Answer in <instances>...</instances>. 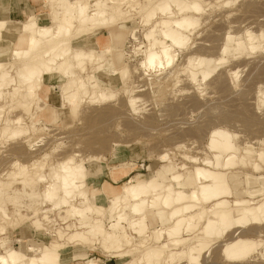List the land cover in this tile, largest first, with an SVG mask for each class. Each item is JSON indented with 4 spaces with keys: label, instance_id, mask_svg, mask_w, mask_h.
Returning a JSON list of instances; mask_svg holds the SVG:
<instances>
[{
    "label": "bare ground",
    "instance_id": "1",
    "mask_svg": "<svg viewBox=\"0 0 264 264\" xmlns=\"http://www.w3.org/2000/svg\"><path fill=\"white\" fill-rule=\"evenodd\" d=\"M45 1L48 6H53V11L46 21H42L38 15L29 17L23 23L0 21V100L7 97L10 99V105L12 104L10 107L12 112L13 109L19 108L23 113L29 114V122L24 119L26 114L24 116L18 114L21 117L16 118L10 116L1 118L6 108L0 106V138L3 141L30 135L39 129H36L39 115L44 112L45 107L47 108L40 95L42 83L52 74L65 80L57 87L61 96L60 109L68 108L74 117L78 115L79 107L84 100L88 102L97 99L105 102L113 99L118 81L123 87L122 92L128 94L130 108L137 113V104L142 100L135 96V88L133 91L127 86L133 69L129 64L117 68V64L122 60L121 53L117 52L111 55L112 58L106 59L108 57L106 54L112 53L113 37L109 33L107 36L100 35L105 27L119 24L121 28H125L131 19L133 20L130 12L122 8V4L126 3L129 8L136 11L143 24L148 27L144 34L147 43L144 46V60L139 62L140 69L145 74L155 72L160 75L173 67L177 50L182 51L188 47L198 27L194 17L202 15L207 8L212 7L211 4V7L207 4L211 0ZM213 1L220 3L224 0ZM227 1L225 5L228 7L234 0ZM250 6L254 5L250 4L246 8L250 9ZM133 33L132 37L136 40V32ZM8 34H15L11 42L13 47L10 46V50L4 51L3 43L7 42L5 38ZM228 36L230 45L225 47L226 53L228 51L253 53L264 49L263 33L257 35L247 31L246 39L242 37L234 39L231 33ZM84 37L88 42L77 45L78 42L75 41ZM217 48L213 47L215 50ZM5 52L9 53L8 57ZM12 63H19L16 70L18 81L11 76V71L16 66ZM86 63L96 65V69L95 66L93 68L97 70V75H81L87 69ZM216 63L224 64L226 59H219ZM9 65L11 66L8 67ZM212 65L214 63L209 67ZM211 68L207 67L205 58L197 60L190 57L186 68L181 72H188L189 80L198 85L197 87H201L217 71ZM257 71L259 75V70ZM260 72L264 74V67ZM232 75L235 76V80L238 78L237 73ZM215 84L214 86L221 89L225 86L221 75L215 80ZM10 87L14 88L6 91ZM259 97L261 104H264V89H260ZM231 116L233 118L234 115ZM249 119L247 118L246 122H249ZM53 122H57V119ZM237 137L223 128L213 129L208 148L215 153L210 157L205 155L206 157L200 160L184 153L182 159L194 164L193 171L186 175L175 173L176 168L168 161L169 155L164 154L159 158L166 166H163L156 176L142 181L130 179L131 181L129 180L120 191H112L109 185L100 190L94 189L93 198L96 199L98 193L102 194L106 197L109 207L99 205L91 198L86 183L88 177L86 162L100 161L98 157L83 158L82 154L77 155L73 152L71 156H65L66 158L57 164H50L49 175L42 173L45 164L38 163L39 160L30 166L31 171L29 166L26 167L19 161L12 162L11 166L16 173L13 172L15 174L9 176L10 182H0V235L5 234L7 227L16 228L21 222L31 219L23 216L20 211L17 213L18 219L13 221L8 212L6 207L8 204L13 207L19 206L20 193H25L28 199L30 198V204H24L25 208L32 211V217L42 213L43 218L50 223L52 222L50 220L52 218H49L50 212L64 210L59 218L63 225L67 226L57 229V238L49 243L31 240L27 253L9 246L7 239L0 240V249L4 251L0 254V264H62V253L72 244L93 247L99 244L105 252L115 253L118 258L140 253V256L126 264H175L183 261L184 264H198L213 245L228 237L222 250L225 258L233 262L250 260L260 249H264L262 231L264 229L261 227L264 225V175L260 177L254 175L264 171V149L255 151L249 144L241 147L237 143ZM122 148L116 145L115 158H119L118 154ZM46 157L48 154L44 156ZM241 167H250L253 173L250 174L249 170L237 171ZM185 168L187 167L183 165L182 169ZM40 183H46L42 195L36 193V187ZM16 184L22 188L15 187ZM45 203L51 204L52 208L40 210L38 205ZM122 206L123 210L116 214L115 211ZM69 219L77 222L68 225ZM150 220L152 224L158 223L162 228L151 229ZM123 223L127 224L128 228L124 227ZM32 224L36 230H41L40 220ZM249 226L255 238H247L248 236L242 232ZM196 232L199 233L193 235ZM238 233L240 234L237 236ZM135 236L141 239L139 244L135 242ZM263 255L261 257L264 258ZM87 264L99 263L89 260Z\"/></svg>",
    "mask_w": 264,
    "mask_h": 264
},
{
    "label": "rangeland",
    "instance_id": "2",
    "mask_svg": "<svg viewBox=\"0 0 264 264\" xmlns=\"http://www.w3.org/2000/svg\"><path fill=\"white\" fill-rule=\"evenodd\" d=\"M226 1L224 0V3H216V1L211 0L207 3L212 5V7L210 5L211 9L207 8L205 13L194 17L198 27L192 35L188 47L182 51L177 50L173 67L163 75L155 72L145 74L140 69L139 62L144 60V46L147 43L144 39V34L148 27L143 24L142 18L136 11L129 8L128 4H122V8L130 12L133 20L131 19L125 28H121L122 26L119 24L105 27L100 35L107 36L109 33L113 37L111 45L113 54H106V57L108 56L106 59L112 58L117 52L118 54L121 53L122 60L117 64V68H120L123 64H129L133 69L131 70V75L129 74L127 86L131 87L133 91V88H135V96L137 95L136 97H139L143 102L137 104L139 111L137 110V113H135L130 108L128 94L125 95V92H122L123 87L118 81L116 84L117 91L114 92L115 97L113 99L105 102L97 99L89 100L90 102L84 100L85 103L82 102L83 104L80 105L78 115L74 117L68 108L60 109L61 96L57 87L63 84L65 80L52 74L47 77V81L42 83L40 95L47 104V108L45 107L44 112L39 115L38 124L35 123L38 126L36 127L34 124L36 129L39 128L35 130L36 133L31 132L30 135L9 141H3L0 138V182H10L11 177L9 176L16 173V170L11 166L12 162L19 161L22 165L30 167L36 160H39L38 163L45 164L42 173L49 175L51 165L57 164V162L64 160L75 152L77 155L82 154L83 158L94 156L100 159V161L86 162L88 170L86 183L88 184L89 195L93 198V190H100L105 185H109L112 191H120L123 186L128 184L130 179L142 181L151 176H156L158 172H161L162 167L166 166L159 158L164 154L169 155L168 161L176 168L175 173L186 175L193 171L194 164L183 160V154H190L189 156L198 157L197 159L199 160L204 159L206 156H212L215 152L210 151L208 148L209 137L212 130L216 128H223L238 136L237 143L241 147L249 144L255 151L264 149V104H261L259 100V91L264 89V74L260 72L262 67H264V49L253 53L224 52L225 47L230 45L229 33L232 34L234 39L237 37L246 39L247 31L257 35L264 34V0H228L233 1L232 5L230 4L228 7L225 5ZM45 3V0H0V21L23 23L29 17L35 15L40 16L42 21H46L49 17L48 15L53 11V6H48ZM250 4L256 6V8L254 6H250V9L246 8ZM133 32H136V40L132 37ZM14 35L8 34V37L5 38L7 42L3 43L4 51L10 50V46L13 47L11 42ZM217 36L218 38H215ZM214 39L219 40L215 41ZM85 41L88 42L86 37L75 42L80 45L85 43ZM213 47H218L217 51ZM86 51L89 52V49ZM5 53L8 57L9 53ZM94 53L96 54V52ZM190 57L197 60L205 58L207 67L217 70L213 73L214 75L203 83V90L202 86L197 87L198 85L193 84L189 80L188 72H181L186 68L187 60ZM219 59H226V63L221 65L216 63L217 66L215 62ZM213 63L216 66L212 65L209 67ZM12 64H16V66L12 69L11 76L13 75L12 77L18 81L16 70L19 63ZM85 66L88 69H86L87 73L85 71L81 75H97L95 64L91 66V63H86ZM94 66L95 69L93 68ZM257 69L259 70V75ZM233 73L238 74L236 80L235 76L232 75ZM220 75L225 85L222 89L214 86L216 85L215 80ZM115 79L116 81L118 80L117 78ZM13 88L10 87L6 91H10ZM4 99L7 100L5 101ZM10 103V99L7 97L0 100V106L6 108L1 118L8 116L16 118V116H19L18 114H22V116L26 114L19 108L13 109L12 112L10 108L12 104L10 105ZM238 113L242 115L239 116ZM232 114L234 115L233 118ZM28 115H25L27 117L24 116L27 122H29ZM102 115L104 116L100 118ZM227 115L228 117H226ZM247 115L248 117H246ZM247 118H250L249 122H246ZM56 119L57 122H53ZM99 119L101 120L98 122ZM25 138L28 139L26 140ZM262 142L263 144H260ZM116 145L123 147L118 154L119 158L114 157L117 156L114 151ZM47 154L48 157L44 158ZM183 165L187 168L182 169ZM238 170L241 172L249 170L250 174L253 173L250 167H241ZM29 171H31V167ZM254 175L255 177H260L264 175V171L254 173ZM257 186H259V182ZM15 187L22 188L19 184H16ZM36 188V193L42 195L46 189V183H40ZM22 194L20 193L19 195L21 199L18 203L19 206L13 207V205L8 204L6 207L13 221L18 219L17 213L20 211L23 216L31 219L21 222L16 228L7 227L5 234L3 236L0 235V240L7 239L9 246L27 253L31 240L38 243H49L54 238H57V229L65 228L67 225H63L61 218H59V216H62L60 213L64 210L50 212L49 218H52L50 223L43 218L44 214L42 213L37 217H32V211L25 208L26 205L30 204L31 200L30 198L28 199L25 193ZM94 201L99 205L109 207L106 197L100 193L97 194ZM123 207L117 209L115 213H120ZM38 208L42 211L50 210L52 205L49 203L40 204ZM36 220L41 221V230H36L33 226L32 223ZM75 221L74 219H69L68 225L75 224L77 222ZM149 223L151 229L162 228L158 223L152 224L151 220ZM123 226L128 228L125 223H123ZM261 227L264 229V225ZM242 232L248 236L247 238H255V234L251 233L253 231L250 230V226L243 229ZM198 233L196 232L193 235ZM228 239L220 240L213 245L211 250L203 255L204 258L202 257L198 264H264V258L261 257L264 254V249H262L263 251L260 249L259 255L256 253L254 257L245 262L228 261L222 254L224 244H226L224 241H228ZM135 242L139 244L141 239L135 236ZM97 247L100 248L101 246L99 244L94 247L92 245H69L62 253V264H87L89 260L97 261L99 264H126L131 259L140 256V253L136 252L132 256L118 258L115 253L105 252V250ZM3 252L0 249V254ZM183 262L175 264H184Z\"/></svg>",
    "mask_w": 264,
    "mask_h": 264
}]
</instances>
